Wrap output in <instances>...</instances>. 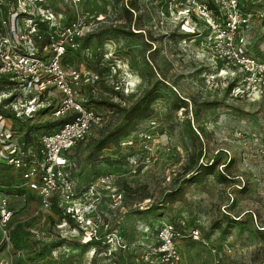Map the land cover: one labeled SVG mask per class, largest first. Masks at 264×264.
Returning <instances> with one entry per match:
<instances>
[{
	"label": "rangeland",
	"instance_id": "rangeland-1",
	"mask_svg": "<svg viewBox=\"0 0 264 264\" xmlns=\"http://www.w3.org/2000/svg\"><path fill=\"white\" fill-rule=\"evenodd\" d=\"M161 2L83 0L79 6L92 28L75 47L66 44L61 59L66 67L99 75L83 86L82 97L105 121L68 154L78 192L89 198L69 222L58 205L42 208L26 184L20 196L0 191L13 212L7 235L0 226V264H165L158 253L162 222L181 231L177 264H264V100L241 74L221 71L225 63L205 21L193 15L161 26ZM246 5L264 11V0ZM42 6L65 7L69 24L78 16L66 0ZM51 23L41 30L59 36L64 28ZM245 37L249 53L264 58V18L253 19ZM90 95L124 106L153 100L130 131L98 149L100 139L127 121L89 103ZM20 96L22 117L8 118L7 127L17 135L31 125L39 136L49 131L42 125L54 119L59 91L49 86ZM31 97L37 99L34 112L24 105ZM106 175L112 183H102ZM193 228L199 240L190 236Z\"/></svg>",
	"mask_w": 264,
	"mask_h": 264
},
{
	"label": "built area",
	"instance_id": "built-area-1",
	"mask_svg": "<svg viewBox=\"0 0 264 264\" xmlns=\"http://www.w3.org/2000/svg\"><path fill=\"white\" fill-rule=\"evenodd\" d=\"M45 1L0 0V105L11 98L3 107L21 118L23 109L19 110L16 106L20 95L50 86L60 93L52 108V116L67 120L57 128L43 132L35 150L27 147L20 135L7 127L8 118L0 115V160L21 170L24 184L38 193L42 208L49 209L56 204L75 219L81 215L84 198L89 196L84 197L78 192L75 164L68 154L74 146L87 140L95 127L102 126L105 117L87 107L82 97L83 86L98 82L99 75L88 69L66 67L61 59L66 44L75 47L77 39L92 28L79 12L83 0H66L76 8L78 16L64 27L59 36L50 34L49 44L40 48V23L53 20L55 23H51L52 26L57 27L66 10L64 7L56 14L50 7L42 6ZM160 1L165 6L159 15L161 26L168 19H187L193 15L205 21L211 31L210 40L217 57L225 63L221 71L241 74L242 80L264 100V58L249 53L245 37L252 20L263 19L264 11L249 8L247 0ZM48 48L54 51L52 55L47 52ZM2 86L6 89H1ZM234 89L240 90L239 87ZM36 102V97H31L24 105L34 112L37 110ZM145 136L147 141L152 138L149 133ZM112 180L111 175H106L102 183L109 184ZM94 190L96 187L91 186L87 194H93ZM85 207L87 211L91 209L90 204ZM12 213L6 195L0 194V226L4 228L5 235L8 234L6 227ZM189 234L194 240H199L201 236L198 228L191 229ZM181 235L174 223H161L158 253L165 264L179 263L181 256L177 240ZM1 264L10 263L4 261Z\"/></svg>",
	"mask_w": 264,
	"mask_h": 264
},
{
	"label": "trees",
	"instance_id": "trees-1",
	"mask_svg": "<svg viewBox=\"0 0 264 264\" xmlns=\"http://www.w3.org/2000/svg\"><path fill=\"white\" fill-rule=\"evenodd\" d=\"M132 9L133 8L130 9L128 7V11L130 12V14H131V12H133ZM52 11L55 12L56 14L59 13V11H55L53 9H52ZM66 12H67V9L64 11V17L60 20L59 26H57L55 28L61 29V28H64L67 24H69L68 16H66L67 15ZM44 23H47V22L40 23V29H41L42 24H44ZM51 30H54V29H51ZM41 33H42V39L38 42V45L40 48H43L44 46H47L49 44L50 34L52 32H50V33H49V31L43 32V30H41ZM231 86H230V88H231ZM122 98L124 99V97H122ZM10 99L5 100L4 103L0 105V115H3L7 118H13V119L15 118V119L19 120L18 117H16V115L14 114L15 113L14 111H11L10 109H5L3 107L4 104H6L10 101ZM152 100H153V98L147 100L146 105L143 106L142 102L144 100H143V98H141L140 101L136 102L135 105H133V106H130V105L124 106V105H122L121 102H116L113 99L112 100L97 99V98H94L92 95H90L89 103H91V104L94 103L97 106H103L106 108V110L108 112H111V114L112 113L113 114L115 113L117 115L122 114L124 116L123 119H125L127 121L125 123V125H126L125 128L117 129L116 131H111L110 133H107V135L105 137L100 139L97 142L98 149H102V148H105V147L112 145L114 142H116L118 140V137L121 134H123V132H125L124 130L130 131L131 130L130 126H132L131 122H132L133 118L139 116V114H143L144 116H146V113H147L146 111L150 110V104H151ZM85 104L87 105L86 102H85ZM66 120L67 119H63L60 117L58 119H53L49 122H45V125H42V126H47L50 130H53V129L57 128L58 126H60ZM34 131H35L34 125H31L28 128L26 127L25 130L23 131V133H20V137H21V141L25 142L27 147H31L32 149L37 150V148L39 147V135H37V133L35 134ZM13 132L17 135V132H15L14 130H13ZM74 147H77V146H74ZM71 158L72 157H70V159ZM0 161H1L0 191L4 192L5 194H8V195L9 194L15 195V196L23 195L24 189L21 188V185L24 184L25 179H23L22 173L20 172L21 170L15 169L13 167V165H11L7 161H3V160H0ZM71 161H72V159H71ZM208 168H209V171H207V173H211V171L213 170L212 167L208 166ZM76 176H77V174H76ZM223 178H226V177H223ZM194 180H196V179H193V181ZM63 213H64V211H63ZM64 218L67 219L69 222L74 221L73 218L66 213H64ZM92 241H93V239L90 240L89 242L85 243V244H89ZM117 250L118 249H116V251Z\"/></svg>",
	"mask_w": 264,
	"mask_h": 264
}]
</instances>
